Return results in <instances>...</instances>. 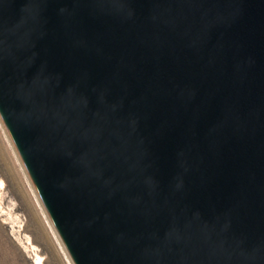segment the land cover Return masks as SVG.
Returning a JSON list of instances; mask_svg holds the SVG:
<instances>
[{
    "label": "water",
    "instance_id": "water-1",
    "mask_svg": "<svg viewBox=\"0 0 264 264\" xmlns=\"http://www.w3.org/2000/svg\"><path fill=\"white\" fill-rule=\"evenodd\" d=\"M0 117L74 264H264V0H0Z\"/></svg>",
    "mask_w": 264,
    "mask_h": 264
},
{
    "label": "rangeland",
    "instance_id": "rangeland-1",
    "mask_svg": "<svg viewBox=\"0 0 264 264\" xmlns=\"http://www.w3.org/2000/svg\"><path fill=\"white\" fill-rule=\"evenodd\" d=\"M0 121L6 129L1 117ZM14 149L20 158L15 145ZM27 176L33 187L29 174ZM33 189L41 206L0 125V264H36L37 257L41 264H74L35 187ZM50 224L67 257L69 255L68 259Z\"/></svg>",
    "mask_w": 264,
    "mask_h": 264
},
{
    "label": "bare ground",
    "instance_id": "bare-ground-1",
    "mask_svg": "<svg viewBox=\"0 0 264 264\" xmlns=\"http://www.w3.org/2000/svg\"><path fill=\"white\" fill-rule=\"evenodd\" d=\"M0 125H1V129H2V131H3V134H4L5 138L7 139L8 143H9V146H10V148L12 149V151H13L15 157H16V160H17L18 163H19V166H20V168L22 169V171H23V173H24V175H25V177H26V179H27L28 185H29V187H31L32 192H33L34 195H35L34 197L36 198L37 202L39 203V206H41V204H40V202H39V200H38V197H37L36 193L34 192V189H33L34 186L32 187V183L30 182V179H29L28 176H27L28 173H26V169H25L24 165H22V162H21L20 158H19L18 155L16 154V151H15V149H14V145H13V142L10 140V137H9V135H8V133H7V131H6V129H5L4 126L2 125L1 121H0ZM17 153H18V152H17ZM35 190H36V189H35ZM48 224H49V223H48ZM50 226H51V224H50ZM51 229H52V226H51ZM52 230H53L52 232H53V234H54V236H55V239L57 240V242H58V244H59V246H60V249L63 251L64 256L68 259L69 255H68V257H67V255H66V253H65V250H64L63 246L61 245V243H60V241H59L58 236H57L56 233L54 232V229H52ZM70 261H71V260H70ZM69 263H70V262H69ZM36 264H41V263H40V258H39V257L36 258Z\"/></svg>",
    "mask_w": 264,
    "mask_h": 264
}]
</instances>
